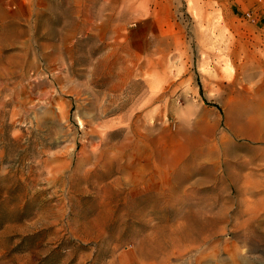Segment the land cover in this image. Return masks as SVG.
Listing matches in <instances>:
<instances>
[{"label":"rangeland","instance_id":"1","mask_svg":"<svg viewBox=\"0 0 264 264\" xmlns=\"http://www.w3.org/2000/svg\"><path fill=\"white\" fill-rule=\"evenodd\" d=\"M0 0V264H264V0Z\"/></svg>","mask_w":264,"mask_h":264},{"label":"bare ground","instance_id":"2","mask_svg":"<svg viewBox=\"0 0 264 264\" xmlns=\"http://www.w3.org/2000/svg\"><path fill=\"white\" fill-rule=\"evenodd\" d=\"M234 126L236 130L245 137L257 140L264 139V129H262L260 123L256 124L254 121L248 119L239 123L234 121Z\"/></svg>","mask_w":264,"mask_h":264},{"label":"crops","instance_id":"3","mask_svg":"<svg viewBox=\"0 0 264 264\" xmlns=\"http://www.w3.org/2000/svg\"><path fill=\"white\" fill-rule=\"evenodd\" d=\"M261 4L259 3V0H252V8L260 7Z\"/></svg>","mask_w":264,"mask_h":264}]
</instances>
